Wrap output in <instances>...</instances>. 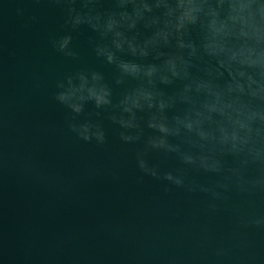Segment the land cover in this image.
<instances>
[{
	"label": "water",
	"instance_id": "water-1",
	"mask_svg": "<svg viewBox=\"0 0 264 264\" xmlns=\"http://www.w3.org/2000/svg\"><path fill=\"white\" fill-rule=\"evenodd\" d=\"M125 10L132 5L119 0H0V264H264V226L252 223L264 217V194L249 196L225 181L231 157L216 173L153 144L165 134L152 121H171L186 105L162 113L159 101L145 104L133 127L119 122L129 118L120 101L139 82L117 83V63L98 49L157 64L180 51L173 41L141 60L127 46L116 50L112 34L89 22ZM156 27L164 25L142 20L125 32L143 41ZM159 52L166 55L158 60ZM93 73L109 88L110 104L86 100L76 113L57 99L69 81L79 87L81 75L91 82ZM181 86L147 85L169 98ZM84 124L102 130L103 141L73 130ZM167 139L190 148L180 137ZM166 173L183 175L184 184Z\"/></svg>",
	"mask_w": 264,
	"mask_h": 264
},
{
	"label": "clouds",
	"instance_id": "clouds-1",
	"mask_svg": "<svg viewBox=\"0 0 264 264\" xmlns=\"http://www.w3.org/2000/svg\"><path fill=\"white\" fill-rule=\"evenodd\" d=\"M128 4L132 12L114 13L103 23L99 16L89 17V22L95 19L93 27L104 35L112 34L116 50L124 51L127 46V51L141 60L157 46L173 41L180 51L159 52L156 59L165 55L166 59L157 64L118 60L110 48L98 49L109 63H117V83L124 78L139 82L120 101L129 118L121 117L119 122L133 127L136 110L145 104L156 108L159 101L162 113L176 103L186 105L183 114L173 115L171 121L167 117L152 121L151 127L165 134L155 137L153 144L177 152L186 164L216 173L224 170L222 157H231L225 181L236 184L246 195L264 194V0H119L121 7ZM154 9L163 12L158 15ZM148 13L152 15L146 16ZM142 20L145 26L163 23L164 27H156L143 41L126 35L125 29H135ZM68 41L65 37L59 42L61 50ZM80 80L79 87L69 81L67 90L57 96L73 112H81L86 100H93L97 107L111 103L110 90L99 74L93 73L91 82L84 75ZM174 80L182 86L170 98L147 87ZM73 130L85 140L93 136L98 142L104 139L102 130H93L89 124ZM168 136L180 137L190 145L189 150L170 144ZM142 166L150 171L146 164ZM164 178L176 185L185 182L183 175L166 173ZM252 223L264 226V217Z\"/></svg>",
	"mask_w": 264,
	"mask_h": 264
}]
</instances>
